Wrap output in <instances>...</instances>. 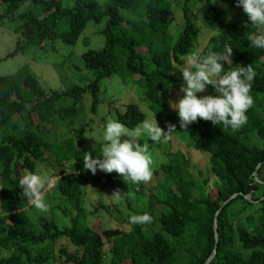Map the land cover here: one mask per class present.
I'll use <instances>...</instances> for the list:
<instances>
[{
    "label": "trees",
    "instance_id": "1",
    "mask_svg": "<svg viewBox=\"0 0 264 264\" xmlns=\"http://www.w3.org/2000/svg\"><path fill=\"white\" fill-rule=\"evenodd\" d=\"M23 4L25 9L19 11ZM0 5V24L16 20L12 30L20 39L8 56L46 41L74 45L91 21L104 20L99 32L105 38L101 48L81 53L84 68L93 75L85 86L46 89L27 66L0 75V251L8 252L0 255V264H53L52 248L62 239L75 251L60 248L58 252L73 264H102L106 254L109 264L126 260L206 264L209 258L207 264H264V49L252 47L247 40L250 34L261 33L242 9L223 19L224 11L212 0H109L104 4L74 0L73 5L61 0H0ZM173 5L182 12L179 22L174 20ZM202 26L209 36L201 55L224 54V72L240 66L255 72L247 123L235 131L199 118L188 125L184 136L194 151L209 154L210 176L197 180L187 169L189 159L176 151L160 166L163 184H158L155 198L164 211L144 228L133 224L125 233L106 239L110 245L105 250V239L88 224L84 192L89 182L97 192L115 185L111 174L83 169L84 153L98 156L103 146H81L86 125L76 116L84 95H90L95 112L100 81L117 75L129 86L135 84L149 111L163 119L170 108L165 92L180 90L182 81L178 70H170L182 64ZM226 47L232 49L229 58ZM206 89L214 93L210 85ZM115 111L116 121L128 129L146 118L131 102ZM39 163L54 169L55 188L72 209L67 228H59L43 215L34 221L27 215L29 204L19 188L18 170L32 173ZM64 164L69 170L60 168ZM232 194L236 196L222 205ZM237 200L242 204L231 212Z\"/></svg>",
    "mask_w": 264,
    "mask_h": 264
},
{
    "label": "rangeland",
    "instance_id": "2",
    "mask_svg": "<svg viewBox=\"0 0 264 264\" xmlns=\"http://www.w3.org/2000/svg\"><path fill=\"white\" fill-rule=\"evenodd\" d=\"M61 1L64 5H73L74 3V0ZM96 1L100 4H104L109 0ZM180 1L181 0H179V2ZM212 1L219 9L224 11L222 14L223 19L230 17L241 9L236 6L235 0H224L223 4L221 0H216V2L215 0ZM25 7L26 4L21 5L19 11H22ZM120 11L125 13L124 10ZM173 16L175 21H181L182 12L179 6L173 5ZM16 22V20H13L5 21L0 24V75L13 74L21 67L27 66L37 76L42 87L58 90H64L69 85L85 86L92 80V72L87 71L83 66L81 53L88 48L98 49L104 45L105 38L99 32V30L104 27V20L99 23H93L92 21L88 22L74 45L63 43L60 40H56L54 43L46 41L42 46H28L24 51L17 52L13 56H8V54L15 49L16 42L20 40L18 34L14 33L12 30V26L15 25ZM207 31L208 30L204 26L200 28L197 39L191 45L189 52L182 57V64L179 66L176 65V68H183L185 66V60L188 54L193 51H200L209 36V34L206 33ZM140 50L144 53L146 49L142 48ZM174 70L173 67L170 71L172 72ZM183 83L182 80L181 85ZM136 89L137 86L135 84H130L129 86V81L120 79L117 75L103 78L100 81V90L98 92L99 104L95 112L90 108V95L88 93L84 95L82 109L80 110V114L76 116V118H82L86 125V132L81 143L83 148H92L99 143H104L102 140L104 125L109 120L116 121L115 110H122L123 106L127 103L131 102L136 104L139 109L145 113L146 118L144 122L152 118L153 113L149 111L147 105L140 99ZM165 94L168 96L169 101H176L182 96L180 90L170 88ZM201 95H215V93H210L205 89L203 93H197V96ZM154 119L157 125L165 131L167 130L166 126L168 124H174L176 126V132H173L167 140L159 142L160 146H157L156 142L150 140L146 141L148 144V154L153 161L152 175L149 181L133 184L131 181L124 182L121 176L115 172L105 173L98 170L97 173L100 175H112V185H115V189H113L111 185H107L106 188L97 192L94 190L96 186L92 182H89L85 188L84 206L88 213L87 221L91 228L100 232L103 239H105V250H107L110 245L106 239L121 235L131 228L133 224L129 223L130 216L147 213L152 219H155L160 211H164V209H162L163 206L157 203L155 198V195L159 193L158 184H163V172L160 166L167 163L176 151L182 152V155L189 159L187 169L197 180L200 179V176H210V171L208 170L209 154L206 152L194 151V149L190 147L188 136H184L188 126L184 129L180 128L175 110L169 108V112L166 113L163 119L155 115ZM59 128L67 134V131H65L62 125H60ZM143 141L144 138H142V141L138 140V143H143ZM255 143L261 144L259 141H255ZM60 168H64V171L69 170L67 169L68 164H64ZM52 171H54V169L47 168L43 163H39L34 172H47L53 178L54 185H56L57 177H53ZM18 173L21 178L25 173L30 172L19 169ZM259 176H261V174H259ZM114 192H119V196H112ZM210 194L211 197H214L216 195L215 189H212ZM23 198L25 199V197ZM45 202L49 206L47 213H41L30 205L26 207L27 215L31 221H34L37 216L43 215L52 218L59 228L69 227V218L72 214V209L65 198H62V196L58 194L55 186L46 193ZM241 204L242 203L237 200L230 206V211H235ZM62 208L65 211L64 214ZM242 216L243 215H241V217ZM147 224L149 223L141 225L144 228ZM154 228L156 229V227ZM60 248H65L69 253L75 251V247L70 244L67 239L58 241L52 248V253L55 258L53 264H73L64 261V256H61L58 252ZM7 253V251H0V255H6ZM102 264H109L108 254L104 257ZM123 264H130V262L126 260Z\"/></svg>",
    "mask_w": 264,
    "mask_h": 264
},
{
    "label": "clouds",
    "instance_id": "3",
    "mask_svg": "<svg viewBox=\"0 0 264 264\" xmlns=\"http://www.w3.org/2000/svg\"><path fill=\"white\" fill-rule=\"evenodd\" d=\"M216 2V0H215ZM247 15L250 25L257 28L261 34H250L247 40L257 49H264V0H235ZM230 19V17H226ZM232 52L226 47L228 58ZM224 54L208 52L201 55L193 51L186 56L185 66L178 69L183 84L180 87L182 96L176 101H169L178 116L181 129L186 128L197 119L210 121L213 125L238 130L247 123V110L252 106L253 99L249 94L251 82L255 76L252 67H239L224 72L221 61ZM223 73V74H222ZM174 74V73H172ZM211 86L215 95H201L207 86ZM167 130H162L154 119L128 129L118 121L109 120L103 127V146L98 156L85 152L82 157L83 169L95 174L97 170L105 173L115 172L124 182L133 184L147 182L152 175V158L148 154L146 141L163 142L176 132L174 124H168ZM143 143H138L142 141ZM53 178L47 172L25 173L19 179V188L27 203L41 213H47L46 193L54 188ZM112 196H119L114 192ZM147 213L132 215L130 224L151 222Z\"/></svg>",
    "mask_w": 264,
    "mask_h": 264
},
{
    "label": "water",
    "instance_id": "4",
    "mask_svg": "<svg viewBox=\"0 0 264 264\" xmlns=\"http://www.w3.org/2000/svg\"><path fill=\"white\" fill-rule=\"evenodd\" d=\"M236 196V194H232L230 197L227 198V200H225L222 205H224L226 202H228L231 198H234ZM215 220V219H214ZM214 228H216V224H215V221H214ZM215 237H216V231H215ZM210 259V258H209ZM208 259V261H209ZM208 261L206 262V264L208 263Z\"/></svg>",
    "mask_w": 264,
    "mask_h": 264
}]
</instances>
